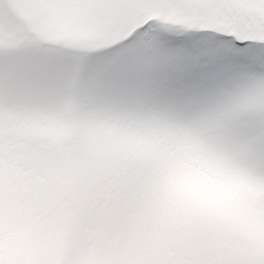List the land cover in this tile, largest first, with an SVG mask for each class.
I'll return each mask as SVG.
<instances>
[{"label":"snow or ice","instance_id":"obj_1","mask_svg":"<svg viewBox=\"0 0 264 264\" xmlns=\"http://www.w3.org/2000/svg\"><path fill=\"white\" fill-rule=\"evenodd\" d=\"M0 264H264V0H0Z\"/></svg>","mask_w":264,"mask_h":264}]
</instances>
